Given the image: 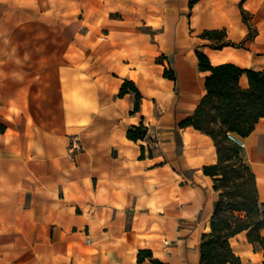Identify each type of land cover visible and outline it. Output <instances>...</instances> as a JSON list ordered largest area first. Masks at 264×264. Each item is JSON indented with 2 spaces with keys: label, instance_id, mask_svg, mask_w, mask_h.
I'll list each match as a JSON object with an SVG mask.
<instances>
[{
  "label": "crops",
  "instance_id": "1",
  "mask_svg": "<svg viewBox=\"0 0 264 264\" xmlns=\"http://www.w3.org/2000/svg\"><path fill=\"white\" fill-rule=\"evenodd\" d=\"M189 1L0 0V264H199L217 198L202 166L217 156L179 125L205 93L195 52L264 69V18L250 49L198 34L242 39V9L264 15V0ZM242 138L264 203V118ZM229 242L241 264H264L246 231Z\"/></svg>",
  "mask_w": 264,
  "mask_h": 264
},
{
  "label": "trees",
  "instance_id": "2",
  "mask_svg": "<svg viewBox=\"0 0 264 264\" xmlns=\"http://www.w3.org/2000/svg\"><path fill=\"white\" fill-rule=\"evenodd\" d=\"M196 0H190L192 5ZM243 1V0H241ZM244 12L242 9L241 14ZM224 29L204 30L203 38L219 41ZM229 45L222 43L219 47ZM198 68L206 72L204 77L205 93L193 113L179 125H191L209 135L215 146L216 162L202 166L203 173L212 178V188L217 193L209 222V231L200 235L199 264H241L230 245L229 238L246 231L249 242L257 244L264 251V203L258 199L256 179L249 164L243 158L241 149L227 137L234 133L246 136L258 121L264 118V69L242 68L232 62L211 64L208 56L196 51ZM245 75L247 87H241L239 79ZM164 76L173 77L164 71ZM135 92L134 110L138 109L140 94L132 81L125 80L118 92ZM146 128L140 123L131 125L127 130L128 138H143ZM151 256L149 250H140L142 256ZM154 264H161L158 260Z\"/></svg>",
  "mask_w": 264,
  "mask_h": 264
},
{
  "label": "rangeland",
  "instance_id": "3",
  "mask_svg": "<svg viewBox=\"0 0 264 264\" xmlns=\"http://www.w3.org/2000/svg\"><path fill=\"white\" fill-rule=\"evenodd\" d=\"M241 18H242V21L244 23L247 24L248 26V31L247 33L245 34V36L242 38V39H239V40H234V41H230V40H227L226 39V32H224L222 34V36L220 37V40L219 41H212L210 43V46L212 47H219L222 43L224 42H229V45L234 47V48H244V49H250L249 46H246L245 43L247 40H251L254 38L255 34L257 33V30H258V24L259 22L262 20V18H264V15H262V13L259 11V12H256V13H253V12H248V11H244L242 14H241ZM202 32H199V36L201 35ZM264 54V53H262Z\"/></svg>",
  "mask_w": 264,
  "mask_h": 264
},
{
  "label": "built area",
  "instance_id": "4",
  "mask_svg": "<svg viewBox=\"0 0 264 264\" xmlns=\"http://www.w3.org/2000/svg\"><path fill=\"white\" fill-rule=\"evenodd\" d=\"M227 137L233 141L240 149L244 148L245 143L242 137L234 134V133H227ZM68 153L71 158L74 157L75 153L80 151L81 143L77 136H71L68 142Z\"/></svg>",
  "mask_w": 264,
  "mask_h": 264
}]
</instances>
